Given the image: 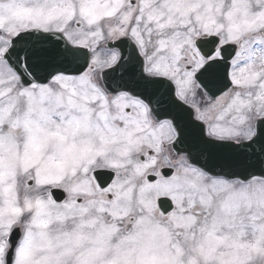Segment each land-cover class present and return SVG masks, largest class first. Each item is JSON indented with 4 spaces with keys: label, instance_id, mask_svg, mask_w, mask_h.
I'll return each mask as SVG.
<instances>
[{
    "label": "snow or ice",
    "instance_id": "6c2138e0",
    "mask_svg": "<svg viewBox=\"0 0 264 264\" xmlns=\"http://www.w3.org/2000/svg\"><path fill=\"white\" fill-rule=\"evenodd\" d=\"M0 264H264V0H0Z\"/></svg>",
    "mask_w": 264,
    "mask_h": 264
}]
</instances>
